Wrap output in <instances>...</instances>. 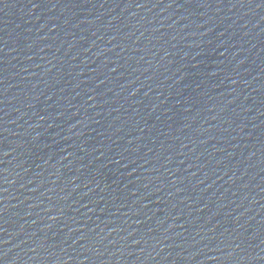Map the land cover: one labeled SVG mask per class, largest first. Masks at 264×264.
Returning a JSON list of instances; mask_svg holds the SVG:
<instances>
[{
  "label": "water",
  "instance_id": "1",
  "mask_svg": "<svg viewBox=\"0 0 264 264\" xmlns=\"http://www.w3.org/2000/svg\"><path fill=\"white\" fill-rule=\"evenodd\" d=\"M0 264H264V0H0Z\"/></svg>",
  "mask_w": 264,
  "mask_h": 264
}]
</instances>
